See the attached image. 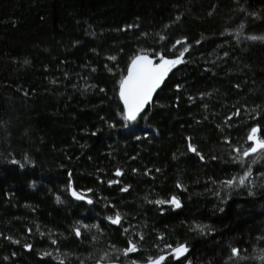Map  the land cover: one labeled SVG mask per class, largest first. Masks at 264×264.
Here are the masks:
<instances>
[{
    "label": "trees",
    "instance_id": "16d2710c",
    "mask_svg": "<svg viewBox=\"0 0 264 264\" xmlns=\"http://www.w3.org/2000/svg\"><path fill=\"white\" fill-rule=\"evenodd\" d=\"M249 36L264 0H0V264H264V155L243 157L252 128L264 138V40ZM186 47L125 120L130 61Z\"/></svg>",
    "mask_w": 264,
    "mask_h": 264
},
{
    "label": "snow or ice",
    "instance_id": "6c2138e0",
    "mask_svg": "<svg viewBox=\"0 0 264 264\" xmlns=\"http://www.w3.org/2000/svg\"><path fill=\"white\" fill-rule=\"evenodd\" d=\"M249 40H264V37L249 36ZM187 47L179 53V57L174 60L166 59L163 56L159 57L160 62L154 63L152 59H149L147 55L136 56L132 62L131 66L128 69L127 75L121 79L119 86V96L120 100L124 105V119L127 121H136L140 114L144 111L145 106L152 101L153 94L161 86L168 72L171 71L173 67L177 64L183 63L184 53L187 52ZM260 132L259 128H252L248 140L252 142V147L249 150L243 152V157H248L250 154H256L260 152L264 155V138L260 137L258 133ZM196 151L195 148L191 149ZM236 151H239L238 149ZM15 162V161H14ZM116 175H121L117 171ZM247 175H250L248 173ZM247 175L240 178L239 184L244 185L247 180ZM229 187H231L235 180L225 182ZM127 188H124L123 191H127ZM72 195L80 200L84 197L77 194L75 191L72 192ZM88 203H92L91 200ZM156 203H164V201H157ZM171 203L176 207H180V202L175 197L171 200ZM111 223L120 224L121 217L119 214L115 218H109ZM80 230L76 229V235L79 236ZM130 247L123 252V255L128 256L130 253L137 251V246L129 242ZM187 252V248L184 246L176 247L172 250V255L176 258L183 256ZM233 255L238 256L239 252L237 249H233ZM166 259L165 256H160L158 259L150 260L149 264H162ZM63 264V262H61ZM135 264V261H133Z\"/></svg>",
    "mask_w": 264,
    "mask_h": 264
},
{
    "label": "water",
    "instance_id": "95a60500",
    "mask_svg": "<svg viewBox=\"0 0 264 264\" xmlns=\"http://www.w3.org/2000/svg\"><path fill=\"white\" fill-rule=\"evenodd\" d=\"M140 55H144V54H140ZM137 56H139V55H137ZM147 56H148V55H147ZM135 57H136V56H135ZM135 57H134V58H135ZM148 57H149V59H152V60L154 61V63H159L158 59H156V58H154V57H150V56H148ZM134 58H133V59H134ZM133 59H132V60H133ZM132 60L130 61L129 65H128V68H127V71H126L125 76L127 75L128 69H129V67L131 66V62H132ZM168 75H169V73H168L167 76L165 77V79H164L163 83L161 84V86H160V87L155 91V93L153 94L152 101H151L148 105L145 106L144 111L140 114L139 117H141L142 115H144V114L146 113L147 109H148V108L150 107V105L153 103V101H154V99H155V96H156L157 93L162 89L164 83L167 81V79H168ZM125 76H124V77H125ZM118 98H119V101H120V104H121V106H122V108H123V113H124V105H123V102L120 100L119 90H118ZM139 117H138V118H139ZM157 259H158V258H157ZM149 261H150V260H149ZM149 261L146 262V263H144V264H149ZM162 264H163V262H162Z\"/></svg>",
    "mask_w": 264,
    "mask_h": 264
}]
</instances>
